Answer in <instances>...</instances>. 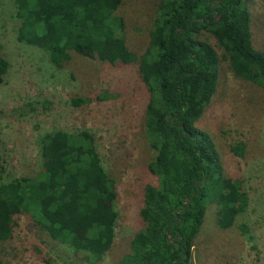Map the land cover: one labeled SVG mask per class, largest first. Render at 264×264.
Here are the masks:
<instances>
[{
    "label": "trees",
    "instance_id": "1",
    "mask_svg": "<svg viewBox=\"0 0 264 264\" xmlns=\"http://www.w3.org/2000/svg\"><path fill=\"white\" fill-rule=\"evenodd\" d=\"M246 0H160L151 47L138 61L147 100L144 135L157 183L143 190L142 230L121 264H192L207 211L216 208L220 230L253 232L239 220L248 201L240 182L224 175L212 137L197 126L217 87V52H228L236 76L264 87V53L251 45ZM16 39L61 68L73 54L111 65L130 63L118 15L122 0H13ZM244 5V6H243ZM1 50V47H0ZM9 63L0 53V86ZM98 100L103 99L97 97ZM90 101L82 100V102ZM43 171L6 180L0 164V242L13 238L22 214L89 264L102 261L116 237L118 190L102 165L89 131H56L41 138ZM243 158L245 145L230 147Z\"/></svg>",
    "mask_w": 264,
    "mask_h": 264
},
{
    "label": "rangeland",
    "instance_id": "2",
    "mask_svg": "<svg viewBox=\"0 0 264 264\" xmlns=\"http://www.w3.org/2000/svg\"><path fill=\"white\" fill-rule=\"evenodd\" d=\"M160 0H122L118 15L130 63L111 65L73 54L61 68L46 55L16 39L13 0H0V53L8 61L0 86V164L4 178L34 176L43 171L41 138L64 131H89L97 140L102 165L116 183V237L97 264H121L142 230L139 211L143 190L157 183L148 171L154 154L144 135L146 90L138 61L151 47V32ZM250 42L264 53V0H246ZM243 5V6H244ZM220 63L212 100L197 122L220 153L224 175L240 182L248 201L239 220L253 227L251 238L237 228L215 226L216 208L207 211L195 242L192 264H264V87L236 76L228 52L206 33ZM97 97L103 99L98 100ZM90 101L82 102V100ZM245 145L243 158L230 147ZM0 264H89L82 254L51 240L27 214L0 242Z\"/></svg>",
    "mask_w": 264,
    "mask_h": 264
}]
</instances>
